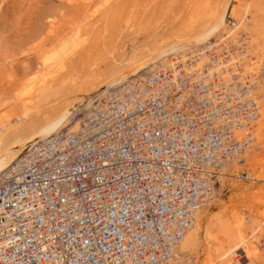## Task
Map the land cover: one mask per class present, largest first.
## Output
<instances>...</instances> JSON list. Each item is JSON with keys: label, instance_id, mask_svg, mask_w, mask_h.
Returning a JSON list of instances; mask_svg holds the SVG:
<instances>
[{"label": "built area", "instance_id": "2783aa9c", "mask_svg": "<svg viewBox=\"0 0 264 264\" xmlns=\"http://www.w3.org/2000/svg\"><path fill=\"white\" fill-rule=\"evenodd\" d=\"M238 32L112 89L75 129L4 170L0 264H180L177 246L224 169L235 163L253 180L243 155L264 107L254 80L230 66L252 47Z\"/></svg>", "mask_w": 264, "mask_h": 264}, {"label": "bare ground", "instance_id": "6f19581e", "mask_svg": "<svg viewBox=\"0 0 264 264\" xmlns=\"http://www.w3.org/2000/svg\"><path fill=\"white\" fill-rule=\"evenodd\" d=\"M66 1L84 3L87 0ZM108 1L98 0L97 4L105 6ZM237 2L238 0H226L221 8L212 10L202 22L198 23L197 20V24H190L186 31L165 34L140 46L132 44L129 51H111L101 66H88V69L83 71V77L79 79L73 77V71L68 72V76H59L57 79L53 77L55 72L62 69L68 50L67 44L61 45L52 53H45L37 63L34 76L31 75L32 78L28 80V88L23 90L28 95V103L24 104L20 113L13 118L16 121L6 117L0 122V174L19 160L32 144L43 141L67 127L75 129L78 122L73 120L74 116L92 109L98 101L107 97L112 89L131 79L142 78L146 73L175 58L202 55L205 44L212 40L234 43L239 38L238 31L248 33L252 47L247 54L235 50L231 55L230 66L233 70L242 68L245 76L248 75L254 80L264 107V77L258 74L264 70V45L262 40H258V27L256 31L253 26L245 23L247 11L242 12L240 16L235 14ZM230 19L236 21L237 27L234 29L229 27ZM263 122L264 109L255 133L256 142L243 155L249 172L255 169V172L261 170L264 173ZM240 171V167L235 163L224 169L221 187L215 196L213 195V205H209H212L211 209L208 207L197 212L194 226L184 234L177 246V262L243 264L240 259L244 258L252 264L256 260L254 239L263 231L255 220L251 222L254 217L251 206L247 211L239 209L240 203L237 204L236 199L231 198L232 195L228 202L221 199L227 189L236 187L233 181L235 178L241 180ZM260 180L264 182V175Z\"/></svg>", "mask_w": 264, "mask_h": 264}, {"label": "rangeland", "instance_id": "374dc122", "mask_svg": "<svg viewBox=\"0 0 264 264\" xmlns=\"http://www.w3.org/2000/svg\"><path fill=\"white\" fill-rule=\"evenodd\" d=\"M225 2L109 0L100 6L98 0L84 3L0 0V122L6 117L15 118L28 103V95L23 90L28 88V80L34 76L37 63L45 53L67 44L62 69L53 77L68 76L73 71V77L79 79L88 66H101L109 52L129 51L132 44L140 46L165 34L186 31ZM244 11L248 13L245 23L256 31L258 27L257 37L264 45V0H238L235 14L240 16ZM254 170H251L253 180L245 182L235 178L236 187L227 189L221 199L228 202L232 195L240 203L239 209L247 211L251 206L254 214L251 222L255 220L263 231L255 236L257 257L252 264H264V182L260 180L264 173ZM240 260L251 264L244 258Z\"/></svg>", "mask_w": 264, "mask_h": 264}]
</instances>
